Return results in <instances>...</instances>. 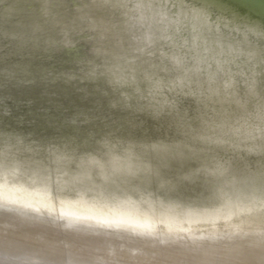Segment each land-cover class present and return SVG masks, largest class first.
I'll return each instance as SVG.
<instances>
[{"label": "clouds", "instance_id": "1", "mask_svg": "<svg viewBox=\"0 0 264 264\" xmlns=\"http://www.w3.org/2000/svg\"><path fill=\"white\" fill-rule=\"evenodd\" d=\"M221 7L0 0V184L55 209L0 196V264H75L39 243L73 237L95 264H264V28ZM65 201L155 227L70 224Z\"/></svg>", "mask_w": 264, "mask_h": 264}, {"label": "snow or ice", "instance_id": "2", "mask_svg": "<svg viewBox=\"0 0 264 264\" xmlns=\"http://www.w3.org/2000/svg\"><path fill=\"white\" fill-rule=\"evenodd\" d=\"M42 194L39 203L49 208L50 211H54V206L47 203L46 196ZM13 202L19 199L9 198ZM30 203V201H25ZM82 201H65L59 208V213L62 217L66 218L70 224H79L82 222H92L97 225L104 226H131L143 230H151L155 227V224L151 217H139L138 215L131 214H101V213H91V212H76L70 209L74 205L83 204ZM211 219H219V214L210 217ZM167 224L171 229L175 226V220L172 217H168L166 220L162 221ZM40 246L44 254L48 257H64L67 255L74 256L75 264H95V248L88 247L85 248L79 238H71L68 240H61L58 238H48L39 241Z\"/></svg>", "mask_w": 264, "mask_h": 264}, {"label": "bare ground", "instance_id": "3", "mask_svg": "<svg viewBox=\"0 0 264 264\" xmlns=\"http://www.w3.org/2000/svg\"><path fill=\"white\" fill-rule=\"evenodd\" d=\"M216 15L221 18L264 28V4H259L255 0H244L242 4L239 0H222V7L216 11ZM0 185V196L21 201H32L35 198L41 199L42 194L29 193L17 186ZM70 210L76 212L131 215H136L139 211L134 203H123L117 206H96L83 203L74 205Z\"/></svg>", "mask_w": 264, "mask_h": 264}, {"label": "water", "instance_id": "4", "mask_svg": "<svg viewBox=\"0 0 264 264\" xmlns=\"http://www.w3.org/2000/svg\"><path fill=\"white\" fill-rule=\"evenodd\" d=\"M255 1H257V3L259 4H264V0H255Z\"/></svg>", "mask_w": 264, "mask_h": 264}, {"label": "rangeland", "instance_id": "5", "mask_svg": "<svg viewBox=\"0 0 264 264\" xmlns=\"http://www.w3.org/2000/svg\"><path fill=\"white\" fill-rule=\"evenodd\" d=\"M1 186V185H0ZM7 187H9V186H7Z\"/></svg>", "mask_w": 264, "mask_h": 264}]
</instances>
